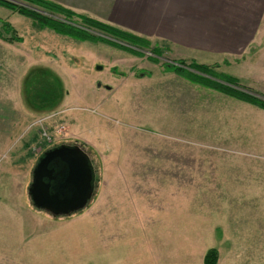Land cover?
Listing matches in <instances>:
<instances>
[{
  "label": "rangeland",
  "instance_id": "1",
  "mask_svg": "<svg viewBox=\"0 0 264 264\" xmlns=\"http://www.w3.org/2000/svg\"><path fill=\"white\" fill-rule=\"evenodd\" d=\"M6 1L98 39L0 7V246L23 251L20 264H204L210 250L216 264H264V109L167 70L217 65L264 102V0H50L71 21ZM60 145L86 153L94 195L53 217L28 188Z\"/></svg>",
  "mask_w": 264,
  "mask_h": 264
},
{
  "label": "trees",
  "instance_id": "2",
  "mask_svg": "<svg viewBox=\"0 0 264 264\" xmlns=\"http://www.w3.org/2000/svg\"><path fill=\"white\" fill-rule=\"evenodd\" d=\"M20 1L25 2L38 9H41L42 11L47 12L49 15L61 16L63 19L67 21H71L73 17H76L68 9L63 8L62 6L50 0H20ZM0 7L5 8L11 11L12 13H16L22 16L23 18L28 19L29 21H31L33 27L37 29L49 30L56 35L66 37V38H69V39H72L78 42L95 41L96 39H98L83 29L76 28L68 23H65L59 20H55L51 16L50 17L43 16L37 13L36 11L28 10L22 7H17L6 0H0ZM78 18L82 20V24L84 25V27H87L90 29H97L99 31H102L106 34H109L122 41H126L135 46H140L144 48L148 47V42L142 38L136 37L128 33L121 32L118 29H115L113 27H110L104 24H100L98 22H95L93 20H90L82 16H79ZM6 27H8V25H6ZM99 40L104 41L101 39ZM108 44L112 46H116V44H113L110 42H108ZM152 52L156 54H160V51L157 49H154ZM180 64L185 65V62L180 61ZM187 66L190 69L196 71L197 73H192L188 70H185L183 68H177V67H169L167 68V70L175 73L181 78L186 79L192 84L199 85L207 89L215 90L219 93H222L225 96L238 99V100L250 103L252 105H255L261 109H264V102L234 89L235 87H238L237 79L232 76L226 75L224 73L216 72L217 65L208 66L204 64H198L196 62H191ZM39 70L41 71V73H44V75L46 76L49 75L47 70L45 69H39ZM205 75L209 77H204ZM215 79L219 80L220 82L215 81ZM27 82L28 83L26 84V87L32 82L31 76L28 78ZM56 87L58 88V86ZM57 88H54V91H57L58 90ZM216 262H217L216 251L215 250L208 251L204 257V264H216Z\"/></svg>",
  "mask_w": 264,
  "mask_h": 264
},
{
  "label": "water",
  "instance_id": "3",
  "mask_svg": "<svg viewBox=\"0 0 264 264\" xmlns=\"http://www.w3.org/2000/svg\"><path fill=\"white\" fill-rule=\"evenodd\" d=\"M93 195V168L78 146L60 145L45 151L31 172L30 201L35 209L53 217L83 210Z\"/></svg>",
  "mask_w": 264,
  "mask_h": 264
},
{
  "label": "crops",
  "instance_id": "4",
  "mask_svg": "<svg viewBox=\"0 0 264 264\" xmlns=\"http://www.w3.org/2000/svg\"><path fill=\"white\" fill-rule=\"evenodd\" d=\"M245 1H248V0H244L243 2H245ZM253 2H254L253 0L250 1V3H253ZM254 6H256V4L255 5H250L249 7H254ZM23 254H24L23 251L19 252V251H16L15 249H13V248H9L7 246H0V264H20V262L18 260L20 258H22Z\"/></svg>",
  "mask_w": 264,
  "mask_h": 264
}]
</instances>
